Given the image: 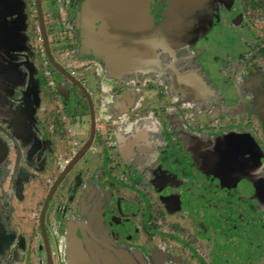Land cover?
<instances>
[{
    "label": "flooded vegetation",
    "instance_id": "1",
    "mask_svg": "<svg viewBox=\"0 0 264 264\" xmlns=\"http://www.w3.org/2000/svg\"><path fill=\"white\" fill-rule=\"evenodd\" d=\"M91 1L0 0V264H264V0H142V24ZM131 70L143 105L109 104ZM201 73L238 105L172 98Z\"/></svg>",
    "mask_w": 264,
    "mask_h": 264
},
{
    "label": "rangeland",
    "instance_id": "2",
    "mask_svg": "<svg viewBox=\"0 0 264 264\" xmlns=\"http://www.w3.org/2000/svg\"><path fill=\"white\" fill-rule=\"evenodd\" d=\"M203 13L207 14L208 12L203 10V11L199 12L198 14L201 15ZM147 33H148L147 31H144L142 33L141 37L145 36V38H146ZM235 36L237 37V40H236L237 42H236V46H235V48H236L238 46V43L240 42V40L244 39L246 37V35L236 33ZM258 36H259V34H258ZM213 40H214V36L211 37V41H213ZM203 47L204 48L208 47V50L211 53L213 52V50L216 49L214 54H216L218 52L219 57H222V54L227 53V51L224 50V49H227V46H225V45H224L225 48L219 47L218 49H217L216 45H210V46L203 45ZM243 50H244V48H243ZM243 50L236 49L235 54H238L239 52H242ZM213 62L214 61H212V63ZM205 64L207 65V67L209 69L211 67V69L213 71L216 69L215 66H212L209 64V59H208V61L207 60L205 61ZM202 72H204V71H202ZM115 74L118 75L117 79H115L118 81V82L116 81L118 83V85L114 83L112 85H106L105 86L106 92L103 93V95H106V94L108 95V98L106 99V101H108L109 104H112V105H114L115 102L118 101L117 104L120 105V104H126L127 99H129L130 101L128 100V103L133 102L132 105H134V106H139L140 104L143 105L142 98L139 97L140 94L134 93L135 88H136L134 86H137L140 82L137 81L138 80L137 77L131 76L133 74V71L132 70L129 72L123 71L121 74H117V73H115ZM140 75H141V73H140ZM199 78H200L199 81L196 82L195 85L193 86V91H188L186 93H174V94H172V98L182 101L184 98L187 97V94L198 92L199 94L196 95V96H198V98H197V100L193 101L191 106L197 105V103H199L198 106L199 107L202 106L204 111H212L211 108L209 107V103H210V105L213 104V102L222 103V100H223V103L225 105H238L237 102H238L239 96H241V95L244 96V93L241 90H235V88H233V86L229 85L224 80L220 85V83L218 81H212L211 78H207L206 73H201ZM160 80L161 81H158V80L157 81H158V83L159 82L162 83V86L164 87V89H167V87H169L171 85V83H170L171 80H169V78L166 79V78L161 77ZM221 81H222V79H221ZM142 82H141V85L143 86L147 82V79L143 80ZM144 86H146V85H144ZM115 87H116V89H115ZM222 88H224L223 91L218 92L219 89H222ZM122 89H126V90L121 91ZM135 96H138V98L135 99ZM112 105H110V106H112ZM116 108L117 107H112L110 109V111H114ZM223 109L225 111L229 110V108L227 106H223V108L220 109L218 114H219V118H221V119L223 117H226V115H224V114H226V112L224 113ZM117 110L122 111L120 109V106H118ZM233 110L236 111L237 109L234 108ZM240 113H241V110H240ZM212 116L208 115L209 118ZM0 177H1V175H0ZM27 178L28 177H26L25 179H27ZM122 189H123L121 191L122 194H126L127 192H129V193L132 192V190L127 189L125 187H123ZM9 199H11L10 203H8L6 200H4L3 196H0V207L7 206V208L9 210H11L10 211L11 214H13L14 212L17 213L19 211V208L16 206V202H14L12 200V198H9ZM27 207H28V205H27ZM28 208L30 209V207H28ZM26 210H28V209H24V211H26ZM251 217H254L253 214H251ZM25 221H26V224L29 223V221H27V220H25ZM217 227L221 230H222V228H224L222 223L220 225H218ZM225 228H227V227H225ZM49 247L51 248V250L54 249L52 246V242L50 240H49ZM251 248L252 247L249 246V247H246L245 250H250ZM245 250H243V251H245ZM252 255H253L252 251H250L248 254L244 255L242 251L233 249L232 257L230 258V255L226 252V254L222 257V262H225V264H251V263L252 264H259L258 262H260V259L257 257H253ZM228 258H230V259H228ZM260 264H261V262H260Z\"/></svg>",
    "mask_w": 264,
    "mask_h": 264
},
{
    "label": "water",
    "instance_id": "3",
    "mask_svg": "<svg viewBox=\"0 0 264 264\" xmlns=\"http://www.w3.org/2000/svg\"><path fill=\"white\" fill-rule=\"evenodd\" d=\"M89 2H92V1L89 0ZM104 3H105V5H110V4L114 5L113 10L116 11L118 14H120V16H117V17H118L120 22H123V24H125L126 20H129L132 23H136V22L140 21V23L142 24V22H141L142 21V15L145 12V3L142 0H104ZM111 14L115 15L114 12H112ZM110 16L109 17L105 16V18H101L99 21L105 20V21L110 23L113 20L112 17H110ZM91 17L93 19L97 18L95 16V14H92ZM105 24L106 23H104V25ZM106 49L109 51V45ZM133 52H135V51L133 50V51L129 52L125 57H123L120 60V62H118V61H115V60H117L118 57L116 55V52L113 50V51L107 52L109 55H107V58H105V61L109 64L115 63V68H117L120 65L122 66V65L126 64V62L130 59ZM140 56H142V55H140ZM87 99H88V97H87ZM87 101H88L87 103L89 105V110L91 111L89 99ZM92 123H93V121H92ZM44 245L46 247V242H44ZM46 249H47V247H46Z\"/></svg>",
    "mask_w": 264,
    "mask_h": 264
}]
</instances>
